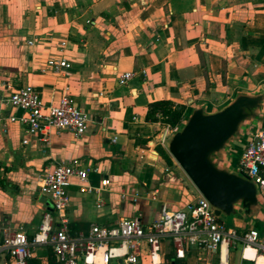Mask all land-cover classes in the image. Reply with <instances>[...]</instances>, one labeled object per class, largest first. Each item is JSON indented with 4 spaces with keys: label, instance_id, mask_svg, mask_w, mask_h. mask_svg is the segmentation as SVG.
<instances>
[{
    "label": "crops",
    "instance_id": "obj_1",
    "mask_svg": "<svg viewBox=\"0 0 264 264\" xmlns=\"http://www.w3.org/2000/svg\"><path fill=\"white\" fill-rule=\"evenodd\" d=\"M60 55L70 64L67 76L45 67L46 59ZM124 73L133 76L121 83ZM25 85L46 104L73 97L90 116L85 133L51 131L38 139L6 123L13 112L9 93ZM260 92L264 0H0V227L6 222L32 236L43 216L52 215L50 199L39 193L41 172L69 159L84 162L93 189L81 192L72 179L64 210L71 233L132 217L147 224L163 208L185 209L198 192L169 155V138L193 109L212 113L238 94ZM156 102L180 109V123L146 119ZM245 138L236 137L232 150L240 152ZM260 201L247 222L229 219L227 226L255 229L263 238ZM151 261L264 264V257L251 247L226 245L211 254L187 249L177 259L165 241L158 254L143 252L137 264ZM0 264L14 263L0 255ZM28 264L55 261L47 247H37Z\"/></svg>",
    "mask_w": 264,
    "mask_h": 264
},
{
    "label": "built area",
    "instance_id": "obj_2",
    "mask_svg": "<svg viewBox=\"0 0 264 264\" xmlns=\"http://www.w3.org/2000/svg\"><path fill=\"white\" fill-rule=\"evenodd\" d=\"M27 45L35 46L34 39L28 40ZM59 46L62 52L64 43L60 42ZM45 67L60 76H67L70 70L62 55L46 59ZM132 76L133 73H124L119 80L126 83ZM6 102L13 111L5 119L6 123L16 124L26 135L38 139L51 131L70 132L77 138L91 122L90 116L68 94L62 95L55 104H46L38 92L25 85L11 91ZM26 143L27 140L22 141ZM234 162L235 172L255 185L264 202V128L248 132L243 149L232 156L231 166ZM72 179L79 181L81 192L93 191L87 184V169L80 159L59 161L42 170L38 189L50 199L52 215L43 216L32 236L4 222L0 227V255L9 256L14 264H28L35 248L47 247L55 264H137L143 252L152 258L167 241L177 259H183L187 249L211 254L226 245L251 247L264 257V237L257 230L239 231L228 227L214 216L199 193L185 209L163 208L159 217L147 224L132 217L114 224L93 223L86 232L71 233L64 210ZM107 183L102 180L101 186Z\"/></svg>",
    "mask_w": 264,
    "mask_h": 264
},
{
    "label": "water",
    "instance_id": "obj_3",
    "mask_svg": "<svg viewBox=\"0 0 264 264\" xmlns=\"http://www.w3.org/2000/svg\"><path fill=\"white\" fill-rule=\"evenodd\" d=\"M262 109L264 92L238 94L212 113L195 108L167 142L169 155L219 220L247 222L261 208L255 185L231 169V159L236 137L261 128Z\"/></svg>",
    "mask_w": 264,
    "mask_h": 264
},
{
    "label": "trees",
    "instance_id": "obj_4",
    "mask_svg": "<svg viewBox=\"0 0 264 264\" xmlns=\"http://www.w3.org/2000/svg\"><path fill=\"white\" fill-rule=\"evenodd\" d=\"M167 102H156L149 105L146 119L167 124L170 127L176 126L181 120V110L170 109Z\"/></svg>",
    "mask_w": 264,
    "mask_h": 264
},
{
    "label": "rangeland",
    "instance_id": "obj_5",
    "mask_svg": "<svg viewBox=\"0 0 264 264\" xmlns=\"http://www.w3.org/2000/svg\"><path fill=\"white\" fill-rule=\"evenodd\" d=\"M237 154V152L236 151H233V158H234V156ZM235 167H236V163L234 162L233 164H232V166H231V169L235 172ZM221 221H223L226 225H231V222H230V220L229 219H225V218H223V217H221ZM227 221H229V223L227 222Z\"/></svg>",
    "mask_w": 264,
    "mask_h": 264
}]
</instances>
